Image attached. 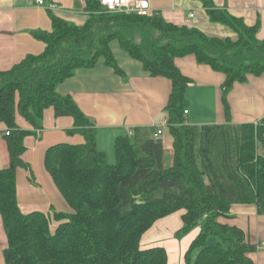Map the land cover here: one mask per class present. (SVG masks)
<instances>
[{
  "label": "trees",
  "instance_id": "16d2710c",
  "mask_svg": "<svg viewBox=\"0 0 264 264\" xmlns=\"http://www.w3.org/2000/svg\"><path fill=\"white\" fill-rule=\"evenodd\" d=\"M201 1L212 20L236 30V38L210 36L158 12H111L100 0H85L83 23L50 12L52 29L35 31L44 49L0 71V123L10 131L9 165L0 168L7 264H168L166 247L144 246L142 237L157 219L178 210H184L178 236L200 227L185 252V264H253L257 243L220 217L230 216L235 202L254 203L264 214V116L234 123L228 101L234 82L264 72V39L256 37L259 20L248 25L213 0ZM137 30L142 33L138 39L133 36ZM113 39L151 75L172 81L165 107L173 137L171 164L165 162L161 137H154L156 126L117 136L115 161L110 162L97 146L93 120L70 94L57 90L61 81L80 67L94 66L100 57L122 72L110 46ZM190 53L224 73L226 122L187 121L185 90L192 80L175 57ZM51 106L57 116H72L71 130L83 135V141H60L45 150V167L71 210L23 212L16 175L20 167L31 169L23 153L25 138L34 131L20 127L16 114L34 129L42 128L44 110Z\"/></svg>",
  "mask_w": 264,
  "mask_h": 264
},
{
  "label": "crops",
  "instance_id": "0c3cea01",
  "mask_svg": "<svg viewBox=\"0 0 264 264\" xmlns=\"http://www.w3.org/2000/svg\"><path fill=\"white\" fill-rule=\"evenodd\" d=\"M46 1L56 3L57 7L50 9L47 6H39L33 0H0V71L8 70L26 55L37 54L44 49V41L35 35V31L52 29L50 12L77 24L83 23L87 18L85 0ZM148 3L154 12L173 23L195 26L210 36L236 38L238 35L227 23L212 20L201 0H148ZM213 3L242 18L248 25L259 20L256 37L264 39V0H213ZM191 12L193 16H190ZM111 42L112 52L122 72H117L105 63L104 57H100L94 66L80 67L72 76L61 81L57 90L61 94H70L81 110L93 120L97 146L106 152L110 162H114L117 136L129 133V128L134 131L139 126H157L167 119L165 107L172 91V81L166 76L151 75L144 69L143 63L124 50L120 43L114 46ZM175 63L182 73L192 80L185 90L189 110L186 114L187 121L197 125L226 122L222 102L224 73L213 69L207 63L198 62L193 53L175 57ZM228 101L232 122H256L262 118L264 72L251 73L246 81L234 82L228 93ZM16 119L20 127L34 131V134L25 138L26 151L32 150L33 153L40 150L41 154H44L49 145L59 142L62 136L59 132L63 129L71 134H80L81 139L83 137L80 131L71 130L73 117L57 116L52 106L44 110L42 128L34 129L20 113L16 114ZM5 131L6 124L2 122L0 168L9 165ZM161 139L165 154L171 155L173 137L167 123L163 127ZM26 151L23 158L30 160ZM167 159L166 164L171 163L169 157ZM31 171L32 175L28 181L19 182L16 177L17 201L21 210H39L46 214L53 210L70 212L71 207L50 173L44 170L50 180L45 188L42 179L38 178V181L33 170ZM34 193L39 194L41 198L34 199ZM183 211H174L160 217L142 237L144 246L160 243L166 247L168 264H185V252L200 231V227L195 226L184 236H177L176 233L182 226ZM223 222L237 225L246 231L250 240L257 243V250L251 253L253 264H264V214L258 212L256 204L233 203L230 216L223 217ZM56 224L54 222V225ZM6 244L7 236L0 214V264H7L4 256Z\"/></svg>",
  "mask_w": 264,
  "mask_h": 264
},
{
  "label": "rangeland",
  "instance_id": "374dc122",
  "mask_svg": "<svg viewBox=\"0 0 264 264\" xmlns=\"http://www.w3.org/2000/svg\"><path fill=\"white\" fill-rule=\"evenodd\" d=\"M71 21V20H70ZM141 32L140 31H136L133 36L136 37V39H138V36H141ZM119 40L118 39H114L112 42H111V45L113 44L114 46L116 44H119ZM62 136L59 138V142L60 141H65V142H70V143H75V142H79V141H83V137L81 139V137L78 135V133H68L66 130H61V132H59ZM79 136V137H78ZM81 139V140H77V139ZM31 149V148H29ZM26 151V150H25ZM25 153V152H24ZM28 157L30 158V160L32 162H30V160H24L28 163V165L32 168H27V167H20L17 171V179L19 182H25V181H28V179L31 177L32 175V171L33 170V174L34 176L36 177V179L38 180V178H41L42 179V184H44L45 188H47V182H50V180L48 179L47 175L48 173L46 172L47 169L45 167V164H44V157H45V153L41 154L40 150L37 151V153H33L32 150H27L26 151ZM173 153H174V150H173ZM173 153L170 155H167L165 154V158H166V161H168V157H169V160L171 161V163L173 162ZM43 155V156H42ZM169 163V164H171ZM44 170H46L44 172ZM47 173V175H46ZM49 176V175H48ZM205 179L207 180L206 176H205ZM25 180V181H24ZM39 181V180H38ZM41 198V196H39V194L37 193H34V199L35 198ZM223 217L225 216H221L220 217V220L223 222ZM185 233L181 234L180 237L184 236ZM178 236V235H177ZM178 237V238H180ZM153 243H158V242H153ZM160 244V243H159Z\"/></svg>",
  "mask_w": 264,
  "mask_h": 264
},
{
  "label": "built area",
  "instance_id": "2783aa9c",
  "mask_svg": "<svg viewBox=\"0 0 264 264\" xmlns=\"http://www.w3.org/2000/svg\"><path fill=\"white\" fill-rule=\"evenodd\" d=\"M36 5L47 6L50 9L56 8L57 4L54 2H47L46 0H33ZM101 6L111 12H137L139 14H148L154 12L149 6L148 0H100ZM190 16H193V13H190ZM188 108L184 109V113H188ZM167 123V119H164L160 125L156 126L154 131V137H161L163 134V127ZM128 132L131 134L132 129H128ZM6 134H9L10 131L6 129ZM264 245V240L262 241Z\"/></svg>",
  "mask_w": 264,
  "mask_h": 264
}]
</instances>
